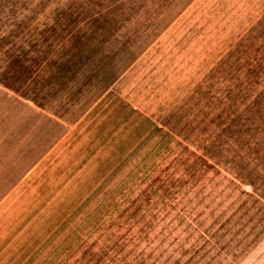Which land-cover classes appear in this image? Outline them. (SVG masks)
Listing matches in <instances>:
<instances>
[{
    "label": "rangeland",
    "instance_id": "rangeland-1",
    "mask_svg": "<svg viewBox=\"0 0 264 264\" xmlns=\"http://www.w3.org/2000/svg\"><path fill=\"white\" fill-rule=\"evenodd\" d=\"M0 264H264V0H0Z\"/></svg>",
    "mask_w": 264,
    "mask_h": 264
}]
</instances>
